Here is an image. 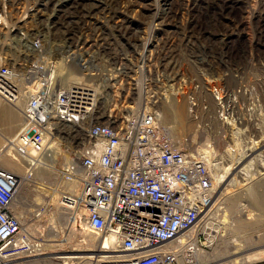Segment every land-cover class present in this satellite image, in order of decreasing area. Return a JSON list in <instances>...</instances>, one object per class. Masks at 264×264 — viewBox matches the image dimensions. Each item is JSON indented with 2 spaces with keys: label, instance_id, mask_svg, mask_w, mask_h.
Wrapping results in <instances>:
<instances>
[{
  "label": "built area",
  "instance_id": "built-area-1",
  "mask_svg": "<svg viewBox=\"0 0 264 264\" xmlns=\"http://www.w3.org/2000/svg\"><path fill=\"white\" fill-rule=\"evenodd\" d=\"M70 1L60 8L67 18L60 13L41 27L47 2L28 7L18 22L17 0H0V92L34 89L27 96L34 113L7 142L9 152L34 161L32 150L54 157L59 142L69 153L74 165L56 167L82 189L73 200L59 189L61 207L70 226L96 236L95 264H181L180 235L205 220L214 179L238 151L236 142L253 147V127L264 128V0H253V21L240 22L229 39L218 30L237 23L235 2L219 10L211 9L213 0H187L182 10L170 0L152 2L151 12L140 10L130 57L128 35L115 48L105 39L124 26V12L99 0L96 9ZM59 64L91 82L61 85ZM169 97L187 104L189 130L180 137L159 112ZM19 182L0 172V257L11 263L43 252L42 236L31 234L13 207ZM61 262L78 264V256Z\"/></svg>",
  "mask_w": 264,
  "mask_h": 264
},
{
  "label": "rangeland",
  "instance_id": "rangeland-1",
  "mask_svg": "<svg viewBox=\"0 0 264 264\" xmlns=\"http://www.w3.org/2000/svg\"><path fill=\"white\" fill-rule=\"evenodd\" d=\"M61 1L62 0H17V3L15 4V6L17 4L18 5L14 9V12H13L15 15L14 20L18 21L19 19H24V17H25L24 13L26 14L27 7H30V6L34 7V5L37 2H43V3L47 2V7L45 8V7L41 6L40 9H42V11H44L45 14L51 15L52 13H55V12H53L55 9H56V11H58L59 8H61V7H59V3ZM156 1L163 2L162 0H156ZM156 1L155 0H99L100 7H104V3H105V7L108 10L110 9V11H115L114 9H116L115 12L119 11V14H120V11L125 12L121 16V17H123L124 27H122V29L118 32H113L112 35H113L114 40H115V45L118 46L119 43H117L118 42L117 38H119L120 35L124 36L125 33H123V32H125V29L127 28V30H128L127 31V35H128L127 36L128 37L127 52L129 54V57L132 55V49L134 47V44L136 43V40L139 37V32L138 33L135 32L133 28L143 26L142 21L144 18L141 17L142 15L140 13V10H142V12H144V13L151 12L152 8L155 7L153 4H156ZM170 1H172L173 7H175V8H179L181 10L183 8H186L187 0H170ZM152 2H153V4H151ZM234 2L237 3V5H239V7L237 9L238 11H235L232 15V16H235L236 20H238L237 22H239V23L243 22L245 24H248L251 21H253V0H213V1H210L211 9L219 10L221 5L226 6V5L234 3ZM76 3L77 2L75 0V2L73 4H76ZM96 3H97V1H95V0H78L77 5H78V9H89V8L93 9V8H98L97 7L98 5ZM109 4H110V7H109ZM58 12H60L62 14V17L64 15V17L67 18L68 14H66V13H68L69 11L63 10V11H58ZM127 15H129V16H127ZM40 19H41V17H40ZM18 22H20V21H18ZM41 22L42 21H40L39 23L41 24ZM23 24L26 25V21L23 22L22 25ZM210 31L213 32L214 30L211 29ZM218 31L221 32L222 34L226 35L227 37L228 36L229 37L237 36V33L233 32L232 25H231V28L227 27L226 25H224L223 27L219 26ZM214 32H216V31H214ZM23 66H25V65H23ZM17 67H18L19 71L22 70L20 65H18ZM24 70L25 69H23L20 72H23ZM68 70H71V72L79 74V72L75 68L71 67ZM59 75L62 77L61 74H59ZM87 82H90V81L87 80L85 83H87ZM171 99H172V101H171ZM173 103L175 104L176 108L181 110V113L183 116L180 119L178 117V113H179L178 110L172 111L169 114L170 116L167 118V122H171L172 124H174V126L177 125L176 126L177 129L175 128V131H173V132L176 134V137H180L189 130L188 108H187L186 101L183 99L178 100V98H176V97H169L166 101H164L161 104L162 106H161L159 112L163 117V110L164 109H167V110L170 109V111H171L170 105ZM12 105L13 104L5 103V101L0 96V130L2 131V138H0L1 139V141H0V165H1L0 168H3L7 173H11V174L17 175L19 177H22L25 174V171H26L25 168L26 167L24 168V165L21 161H17L12 157V155L9 152V144H7V147H5V150L2 148L4 146V144L6 145V142L4 140V136L7 135V136L15 137L17 132L19 131L18 129H19L20 124L22 126V121H21L22 116L18 117V119H16L17 114H16V112H12ZM263 130H264V128H260L258 130L253 129V138H254V140L258 141V143H259V144H256V147L254 146L255 152L253 154V157L257 154H260V153L263 156V158H260L259 160H256L255 163H253L254 168H263L264 169V131ZM3 150H4V152H1ZM47 175H45V176H47L46 178L45 177L41 178V176L39 177V179L38 178L37 179L27 178L28 180H33V185L27 184V183L26 184L23 183V186L21 185V190L19 193V199L21 200L22 203L20 204V207L18 208V211L19 210L23 211V213H20L25 218V220L23 219V221L24 222L26 221V223L32 224V227H34V230L36 229L35 230L36 235L42 236V234H43L45 237H46V235H50L52 233L51 230L49 229L48 224H50L52 222L51 217L53 214L51 215V213L47 210V205H48V201H50L49 199H51L52 196L53 197L57 196V194L54 193L53 188L55 189L57 187V183H58V181L54 180L53 177L51 178V175H49V174H47ZM236 177H237V179H239V176H236ZM254 177H253V197H254L255 193L258 192L257 195L259 196V200L261 201V202H259L260 204L259 203L256 204V202H254L255 200L251 199L252 196H250V195L252 194V192L250 191L251 189L247 187V185L243 186L242 188H238V189L235 188L236 190H234V191H232L233 189H230L231 192L227 195H231V194H235V193L237 194V196H236V194L234 195L235 198L233 197V195H231L234 198V200H231V201H233L232 204L230 201L227 202V198H226L227 196L226 197L224 196V198H222L223 196H221L220 200L217 201V203H216L217 208L223 207L224 209H226L225 211H226V214L228 215V217L225 218V217H223L224 213H222L221 211H219V212L216 211L215 212V216H216L215 218H217V220H219V221L221 220L222 225H221V228H217V229L214 228V234L212 233L213 243H211L210 246H208L209 243L206 244L207 240H205L203 237L201 238V242H202V243H200L201 247H202L205 255H206V253H208L207 257H209V259L216 258L215 256L220 254V253H223V251H225L226 248L228 250H230L229 245L231 244V242L235 241L239 237H243V239H240L241 241H243L244 239H246L248 237L252 238L254 235L257 234L259 239L258 240L250 239L249 243L251 246L255 245L254 247L259 245L261 237H262L261 232H264V176L262 178L258 177V176H254ZM45 181H46V183H45ZM30 182H32V181H30ZM42 182L44 183L43 188H42V184H40ZM61 183H64V186H67V187L73 186V182L68 181V180L67 181L62 180ZM51 186H53V188ZM74 187H76V184H74ZM218 189H219V186H217L216 190L218 191ZM46 190H48V191H46ZM222 190L223 189L221 188V191ZM226 190H227V188H226ZM247 190H248V192L250 191L249 195H248ZM255 190L257 192H255ZM228 191L229 190H227L226 192H228ZM48 193L49 194L51 193L52 196H47ZM42 195H44L45 197ZM218 195H220V194L216 193V199L218 198L217 197ZM57 201H58V199H57ZM227 203H228V205L230 204L229 205L230 208L227 206ZM244 203H246L248 205V209H247L248 211L245 213V215L243 217L240 218L239 221L241 223H238L237 222L238 220L235 219L234 213H235V210L238 208V206L240 204H244ZM37 208H41V211H43L42 212L43 218H42V222H41L42 225L39 222H37L39 224L36 225L34 222V219H33L34 213L38 210ZM57 208L59 209V211L56 214L57 216L55 215V219L57 218L56 219L57 225H56V231H54V232L55 233L57 232L56 235H57V238L60 239V241H57V244H55L54 248H51L49 252H63V251L66 252V251H69L70 253H76V254H90L91 253L90 250L95 249V247H94V245L89 247L90 244H88L85 241L86 235L88 234V230L85 228L84 225L82 227H80L79 229H77L76 226H71V227L67 226L66 224L68 222V217H69V214L67 213L68 211L66 212V210L64 208H62L60 205ZM65 217H67V220L65 219ZM224 219L226 221H224ZM38 225H40V226H38ZM37 230H39V231H37ZM217 232L219 233L218 235H216ZM90 233H92V232H90ZM69 235H70V237H69ZM52 236H54V234L51 235L50 237H52ZM216 237H217V239H216ZM257 241H259V242L256 243ZM79 250H81V252H79ZM70 253H68V254H70ZM52 255H63V254L54 253ZM31 262H35V261H31ZM58 264H62V262L59 261ZM244 264H264V259H259V260H254V261L252 260V261L244 263Z\"/></svg>",
  "mask_w": 264,
  "mask_h": 264
},
{
  "label": "bare ground",
  "instance_id": "bare-ground-1",
  "mask_svg": "<svg viewBox=\"0 0 264 264\" xmlns=\"http://www.w3.org/2000/svg\"><path fill=\"white\" fill-rule=\"evenodd\" d=\"M165 1H167V0H165ZM70 2L74 3L75 0H71ZM60 3H62V4H60ZM60 3H59V7H62L63 4H66L65 0H62ZM17 5H16V7H17ZM168 5H167V8L165 10L170 9V7ZM109 7H110V4H109ZM157 8H159V6H157ZM114 10L116 11V9H114ZM58 11H60V8H59ZM58 11H56V9H55L53 11L55 13H52L51 15H48V17H45L44 19L41 18L40 21H43L41 27L43 25H46V26L47 25H53L52 24L53 22H50V21H53L57 17L56 15L60 14V12H58ZM120 12H122V11H120ZM24 15H25V13H24ZM60 15H62V14H60ZM38 16H39V18L41 17L40 14H38ZM95 16H96V14H95ZM127 16H129V15H127ZM71 17L72 16H70L68 18H71ZM20 20L21 19H19L18 21H20ZM40 21H38V22H40ZM239 24H240L239 22H237L235 24H232L233 32L239 33V31L241 30V28L237 27ZM23 26H25V25L23 24ZM53 29H54V33H55V36H56L55 38L58 39V36L60 34L59 30L57 28H55V27ZM39 30H40V28H39ZM127 31L128 30L126 28L125 32H123L125 34L122 37L125 38L127 36ZM208 34L213 35V32L210 31V32H208ZM228 37H227V39H229ZM105 39L107 41L111 42L113 48H115V40H112L111 38H105ZM113 39H114V37H113ZM17 42L19 44L22 43L20 38L16 39L15 43H17ZM118 46H120V45L118 44ZM8 48H10V47L8 46ZM0 51L3 52V51H6V50L0 49ZM69 68H71V67H66V66H64L62 64H59L58 74L62 75V77L60 76L61 85H63V84L64 85H69V84H87V83H89V82L85 83L87 80H89V78H90L89 76H86L84 73L79 72V70H77L79 72V74L71 72V70H68ZM24 89H25V87H22L21 92H23ZM253 91H254V87H253ZM32 93H34L33 86H30L29 87V91L25 92V93H22L21 95H20V92H19L18 95L13 94V93L12 94L8 93L6 95V94L0 92V96L5 101V103L13 104V105L19 104L18 108L21 110V114H22V120H21L22 121V126L20 124L18 130L21 129L20 127H23V124H26V122L30 121V116L29 115L34 113V110H33L32 106L30 104V99H28V97H27V96H30ZM178 100H180V99L178 98ZM171 101H172V99H171ZM161 106L162 105H160V108H161ZM170 107H171V111H170V109H168V110L167 109H164V110L162 109L163 110V118L162 119L167 122V118L170 116L169 114L172 111H177V110L179 112L178 113V117L181 119L182 116H183L182 113H181V110L176 108L174 103L171 104ZM30 108L33 111H30ZM160 108H159V111H160ZM168 123H170V122H168ZM172 125L168 126V127L169 128L171 127L170 128L171 129V133H172V135L174 137H176V134L173 131H175V128H176L177 125L176 126H174V124H172ZM253 129L258 130V128H255V127H253ZM67 131L68 132H73L74 130L70 129V128H67ZM16 136H17V134H16ZM16 136L15 137L7 136V135L4 136V140L6 142V145L8 144L7 142H9L11 139L16 138ZM256 144H259V143H258V141L254 140V138H253V142H252L253 147L249 146V145H251V142H246L245 140H241L240 139L239 141L236 142L238 151H236V153H232L231 154V158H230V160L227 163L224 164L222 172L220 174H218L217 177H215V179H214V189L216 190L217 186H219V189H218L217 192H215V196L213 197L212 206L208 209L205 217L202 219V220H204V219L205 220L203 222H200L199 225L193 231H189V232H186V233H183V234L180 235V241L183 242V244H181L178 247L179 248L181 264H244V263L250 262L252 260L254 261V260L264 259V232H261V236L262 237H261L259 245H257L256 247H254L255 245L251 246L249 242H250V239L258 240L259 237L257 236V234L254 235L252 238L248 237V238L244 239L243 241L240 240V239H243V237H239L235 241L231 242V244L229 245L230 250H228L226 248L225 251H223V253H220V254L216 255L215 256L216 258H214V259H209V257H207L208 253H206V255H205V253H204V251H203V249L201 247V244H200L202 242L199 239V236L202 233H204L205 234V240H207L206 244L209 243L208 246H210V244L213 243V240H212V236L213 235H212V233L214 234V228H216V229L217 228H221V225H222L221 220L219 221V220H217V218H215L216 217L215 216V212L216 211L217 212L221 211L222 213H224L223 217H225V218L228 217V215L226 214V211H225L226 209H224L223 207H218L219 208L218 209L216 203H217L218 200H220L221 196H223L222 198H224V196L225 197L227 196L226 197L227 198V202L230 201L231 204H232L233 201H231V200H234V198H235L234 195L236 193L235 194H231V195H233L234 198L231 195H227V194H229L231 192L230 189H233L232 191H234V190H236L238 188H242L243 186L247 185V187L251 189V190L250 189L249 190L252 192V194L250 195V196H252L251 199L255 200L254 202H256V204L261 202L259 200V196L257 195L258 192L256 190H255V192H257V193H255V195L253 197V177L254 176H258V177L262 178L264 176V169L263 168H254V166H253V163H255L256 160H259L260 158H263L261 153L255 155L253 157V154L255 152L254 151L255 150L254 146L256 147ZM22 145H25L24 142H23ZM60 145L61 144H59V142H55V144L53 145V147H54L53 148L54 157L51 154L49 155L48 154L49 152H47L45 150H41V149L40 150H32V153L34 155H39V158H35L34 161L33 160L28 161L27 158H26V161L21 159V158L16 159L14 156H12L15 160L21 161L23 163V165H24V168L26 167L25 168L26 171H25L24 176L19 177L17 175L12 174L13 176L16 177L17 182L20 181L19 182V186H18V190H17V193H16V198H15L16 203H14L13 207H14L15 212L17 213V215L20 217L22 223L24 224L26 229L29 230V232H31V234L32 233L36 234L35 233L36 229L34 230V227H32V224L26 223V221L24 222L23 219L25 220V218H24V216H22L20 214V213H23V211L22 210L18 211V208L20 207V204L22 203L21 200L19 199V193H20V190H21V185L23 186V183L24 184L27 183V184H32L33 185V180H28L27 178H33V179H37L38 178L39 179L40 176H41V178H43V177L46 178L48 176L47 174H49V175H51V178L53 177L54 180L58 181L57 187L55 189L53 188V186H51L53 188L54 193H56L57 196L53 197L51 195V193L50 194L48 193V195H47V196H52L51 199H49L50 201H48L47 210L51 213V215L52 214L53 215L51 217L52 222L50 224H48L49 225V229L51 230L52 233L50 235H46V237L42 234L43 240L41 242H39V244L43 245L42 250H43V252L44 251L45 252L44 253L41 252L40 253L41 255L39 254L36 257L28 259L24 263L16 262V261H14L13 263L6 262V260H4V259L2 260V258L0 257V264H9V263H11V264H58L59 261L61 262L62 258H64V257L66 258L67 254L70 253L69 251H66V252H64V251L63 252H49L50 249L54 248L55 244H57V241H60V239L57 238V235H56L57 232L56 233L54 232V231H56V225H57L56 224V219L57 218L55 219V215L59 211V209L57 207L59 205L60 206L62 205L61 196H60V193L58 192V190L62 189V188L64 190H67L69 192V194H70L71 199L73 200L74 198L72 196L73 195L75 196L76 193L79 190L82 189V185H80V184H77L76 187H74V184H76L74 182H73V186H71V187L64 186V183H61L62 180H63L62 179L63 174L60 172V169H58L56 167V165L60 164L63 167H67V166H70V165H74V161L70 158L69 153L66 150H64ZM10 147H11V145L9 144V150H11ZM245 150H247V151L245 152ZM247 152H249V153H247ZM244 153L246 155L244 157H242L241 155H243ZM33 154H31V155H33ZM237 154H240V156H238ZM27 157L29 158V156H27ZM35 163H38V164L40 163V165L37 166V165H35ZM0 172L7 173L2 168H0ZM77 173L81 174V169L77 170ZM8 174H11V173H8ZM45 175H47V176H45ZM236 176H239V179H237ZM30 181H32V182H30ZM45 183H46V181H45ZM40 184H42V188H43L44 183L42 182ZM221 188L223 189L222 191H221ZM226 188H227V190H229L228 192H226L227 191ZM46 191H48V190H46ZM250 191L248 192V190H247L248 195H249ZM216 193L220 194V195L217 196L218 197L217 199H216ZM42 196H44V195H42ZM236 196H237V194H236ZM57 199H58V201H57ZM62 199H63V197H62ZM229 205L227 203V206L230 208ZM37 209L38 210L34 213L33 219H34V222H35L36 225L39 224V223L42 225L41 222H42V218H43V216H42V214H43L42 212L43 211H41V208H37ZM247 209H248V205L246 203H244V204H240L238 206V208L235 210V213H234L235 214V219L238 220L237 221L238 223H241L239 220L248 211ZM65 219L67 220V217H65ZM68 221H69V217H68ZM224 221H226V220L224 219ZM37 222H39V223H37ZM66 225L70 226L69 222H67ZM38 226H40V225H38ZM87 230H88V234L86 235L85 241L88 244H90L89 247L93 246V245L95 247V245H96V236L93 233H90L89 229H87ZM37 231H39V230H37ZM53 234H54V236L50 237ZM218 234L219 233L217 232L216 235H218ZM69 237H70V235H69ZM216 239H217V237H216ZM258 242L259 241H257L256 243H258ZM79 252H81V250H79ZM54 253H59V254H63V255H52ZM68 255H70V254H68ZM91 255L92 254H77V256H78V264H95V259ZM0 256H1V254H0ZM31 261H35V262H31Z\"/></svg>",
  "mask_w": 264,
  "mask_h": 264
},
{
  "label": "crops",
  "instance_id": "crops-1",
  "mask_svg": "<svg viewBox=\"0 0 264 264\" xmlns=\"http://www.w3.org/2000/svg\"><path fill=\"white\" fill-rule=\"evenodd\" d=\"M19 107V104L17 105H12V112H16L17 116H16V119H18V117H21L22 114H21V110L18 108ZM12 116V115H11ZM0 138H2V131L0 130ZM1 141V139H0ZM5 147H7V145L4 144V146L2 147L4 150H5ZM1 151V152H4ZM1 166V165H0ZM3 169V168H2ZM5 171V170H4Z\"/></svg>",
  "mask_w": 264,
  "mask_h": 264
}]
</instances>
